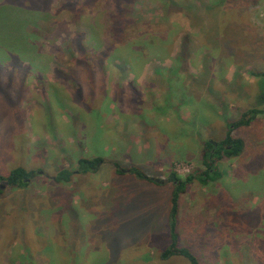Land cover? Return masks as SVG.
Wrapping results in <instances>:
<instances>
[{
    "label": "rangeland",
    "instance_id": "374dc122",
    "mask_svg": "<svg viewBox=\"0 0 264 264\" xmlns=\"http://www.w3.org/2000/svg\"><path fill=\"white\" fill-rule=\"evenodd\" d=\"M63 1L52 3L47 21L28 13L29 22L45 29L38 31L40 41L58 23L65 31L49 35L43 76L35 71L25 78L19 106H7L0 92V174L18 167L39 172L25 189L0 181V264H190L160 258L170 244L163 220L173 189L123 178L112 166L185 177L199 168L206 142H221L233 120L259 108L253 73L264 71V0H141L139 17L127 28L130 41L105 74L108 91L99 100L100 78L90 95L82 74L84 94L77 93L66 76L70 55L55 50L68 41L66 32L84 29ZM116 7V0L83 7L82 21L98 30L101 47L116 41L110 33ZM0 22L5 26L6 18ZM188 42L193 56L185 64L180 56ZM55 68L65 75L57 78ZM235 135L246 143L245 153L225 161L216 182L194 183L180 200L181 244L200 264H264V246L255 240L264 232V114ZM94 156L105 160L101 171L63 186L71 206L63 208L65 216L56 209L50 215L58 171H75L79 157ZM107 222L112 230L117 224L128 244L118 257H111Z\"/></svg>",
    "mask_w": 264,
    "mask_h": 264
},
{
    "label": "trees",
    "instance_id": "16d2710c",
    "mask_svg": "<svg viewBox=\"0 0 264 264\" xmlns=\"http://www.w3.org/2000/svg\"><path fill=\"white\" fill-rule=\"evenodd\" d=\"M54 1L55 0H0V19L6 18L5 26H2L0 22V92L1 97L9 107H12L15 102H18L19 106V97L24 91V81L30 73L39 71L38 75L40 74L43 76L44 69L42 67V61L43 54L44 52L46 53L44 47L48 46V42L51 40L49 35L51 34V36L57 37L65 32L62 28L63 24L58 23L56 29H52L50 33L40 41L38 33H44L45 29L43 28V25L41 24L38 26L36 22H29V12L35 15V19L37 16V18L41 19V17H43V19L47 21L50 18L49 11ZM96 2L97 0L63 1L62 9L74 12L73 14H75L77 21H79V19L81 20V25L79 26L84 29L71 34L66 32V38L68 41H64V49H62L63 47H58L55 50H57V52L65 50L70 55V59L73 62V69L71 72L67 73L66 76L70 79V86L72 89L77 88V93L80 91L82 96L84 94L81 91V87L83 86L82 74H84L85 78L91 82V85L88 84L90 95L95 93L92 86L93 82L97 78H100L99 82L102 83L100 86L101 92L99 96L96 97L99 100L104 99V96L108 91L105 89V74H107L113 61L115 62V59L122 54V47L127 45L130 41L127 36V28L136 20V18L139 17V12L142 9L143 4L141 0H116V11L110 19V33L116 38V41L105 40L104 45L101 47L99 45V40L101 39L98 30H96L89 21H82V14L85 13L83 7H92ZM167 40L168 38L163 41ZM116 43L118 45H116ZM49 46L51 47L50 49L55 48L52 43ZM36 47L38 48V51L36 50V53H33V48L36 49ZM190 51L189 42L185 47L182 46L180 57L183 58L185 64L193 56V53ZM124 62H126L125 64L128 63L127 61ZM119 67H121V65L117 64L116 68ZM54 74L57 78L61 75H65V73L59 68L54 69ZM253 76L258 82H260V93L256 100V105L259 108H251L242 114L238 120H233L228 126L229 130L226 137L221 142L213 139L206 142L199 156L200 159L198 161L200 164L198 169L189 173L185 177L172 172L167 179H162L150 176L146 170H143L135 164L132 166L127 164L125 167H122L118 162L113 163L112 168L118 176H123L124 178L125 176L130 175L134 176L141 182L155 184L157 187L169 186L173 189L169 205L170 214L165 220H163V225L165 226L163 228L167 231L170 242L169 246L164 248L160 253V258L164 261L178 256L185 258L190 264H200V261L194 252L181 244L182 241L180 240L178 232L180 200L182 195L188 191L190 185L198 183L203 187H207L209 184L216 182L220 176H222L220 168L223 163L227 160L237 159L245 153L246 143L243 139L238 138L235 133L240 128L250 127L259 115L264 114V110H260L261 107H264V71L253 73ZM23 117L25 118V116ZM1 122L2 119H0V125ZM19 153H22V151L20 150ZM34 155L35 149H32V155L31 158H29V161L34 159ZM76 162L77 169L75 171L62 168L58 171L56 177L52 181L55 190L51 192L50 195L52 199V203L50 204V207L52 206L50 215L56 209L59 211V214L65 216L66 212L63 208L71 206L70 202H67L70 200L71 195L69 192L63 190V186L68 187L72 185L75 177L96 176L105 164L103 158L95 156L79 157ZM38 173L39 172L29 171L26 167H18L11 170L6 175L0 174V181L7 183L12 188L25 189ZM2 193L3 189L0 186V194ZM56 205L59 209H57ZM118 211V208L113 210L111 213L113 218H116L115 214ZM68 212L71 213V211ZM100 222L101 220L99 219L98 223ZM261 222L262 224L260 225V228L263 226V221ZM226 224L229 225L228 223ZM111 225L112 224H109L108 222L105 225L106 231H110L108 233L110 242L111 238L113 239V244L111 245L110 243L111 257H118L124 249L128 248V244L118 237L119 228L117 224H114L117 227L114 230L111 229ZM151 234L152 231L150 232V235ZM258 234L262 236L257 237L255 240H258L261 245L264 246V232L260 231ZM223 235V230H221V233L216 235L218 236L216 239L220 240ZM165 238L168 240L167 237ZM106 239L109 244L108 238ZM146 240L150 241V239ZM256 251H258V248Z\"/></svg>",
    "mask_w": 264,
    "mask_h": 264
},
{
    "label": "water",
    "instance_id": "95a60500",
    "mask_svg": "<svg viewBox=\"0 0 264 264\" xmlns=\"http://www.w3.org/2000/svg\"><path fill=\"white\" fill-rule=\"evenodd\" d=\"M0 186H1V188H2V189H4V188H5V186H4V185H0Z\"/></svg>",
    "mask_w": 264,
    "mask_h": 264
}]
</instances>
